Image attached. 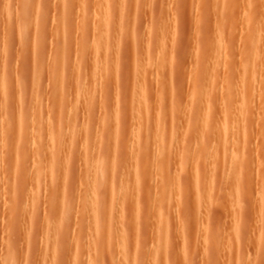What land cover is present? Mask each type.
I'll list each match as a JSON object with an SVG mask.
<instances>
[{
  "label": "rangeland",
  "instance_id": "374dc122",
  "mask_svg": "<svg viewBox=\"0 0 264 264\" xmlns=\"http://www.w3.org/2000/svg\"><path fill=\"white\" fill-rule=\"evenodd\" d=\"M27 1L0 0V264H264V0ZM94 9L100 16L91 15ZM64 15L63 36L58 22ZM104 23L108 29L101 30ZM98 30L117 54L91 53ZM248 62L256 74L249 72L256 88L247 94L256 116L246 121L247 145L233 149L236 156L221 150L222 159L232 156L236 163L221 170V158L215 159L213 174H204L201 163L224 139L212 132L210 118L230 103L226 90L235 87L227 86L240 83ZM155 117H162L158 129ZM100 162L106 182L98 177ZM124 175L129 201L119 217L111 204ZM105 200L117 209L104 205L105 213L98 206L104 223L96 228L91 210ZM152 210L169 218L163 230ZM119 220L126 225L119 237L128 244H121L124 250L100 236L103 230L113 235ZM101 224L108 229L99 233ZM159 235L171 238V247L157 246Z\"/></svg>",
  "mask_w": 264,
  "mask_h": 264
},
{
  "label": "bare ground",
  "instance_id": "6f19581e",
  "mask_svg": "<svg viewBox=\"0 0 264 264\" xmlns=\"http://www.w3.org/2000/svg\"><path fill=\"white\" fill-rule=\"evenodd\" d=\"M25 1V3H26V1L27 0H24ZM28 1H30V0H28ZM27 1V2H28ZM69 1V0H68ZM93 1V0H92ZM226 1V0H225ZM72 1H70V3H71ZM78 2V1H77ZM237 2V1H236ZM240 2V1H239ZM65 3V2H64ZM68 3V2H67ZM67 3H65V5H68ZM70 3H69V5H70ZM238 3V2H237ZM73 4V3H72ZM96 4V3H95ZM228 4H230V5H228ZM228 4H227V8L229 7V10L231 9V3L230 2H228ZM69 5H68V7H67V11H68V9L70 8L69 7ZM78 5V4H77ZM107 5V4H106ZM109 6V5H108ZM63 7V6H62ZM66 7L64 6V11H66ZM77 7V6H76ZM111 7H112V5H111ZM225 7H226V5H225ZM236 7H238V6H236ZM110 8V7H109ZM221 8V7H220ZM79 9V8H78ZM77 9V10H78ZM237 9V8H236ZM99 10H100V8H99ZM70 11V10H69ZM68 11V12H69ZM97 9L95 10H93V13L91 14V15H93V17H96V16H100L99 14L97 15ZM61 12V11H60ZM103 12V11H102ZM264 12V11H263ZM64 14V13H63ZM66 14H68L67 12H66ZM264 14V13H263ZM262 14V15H263ZM89 15H90V13H89ZM66 17H68L67 15H66ZM65 15L64 16H62V19L60 20V22H58V23H60V27H59V30H58V32H61L62 34H63V36H64V34H65V32H66V23L67 22H65ZM92 17V18H93ZM9 18V17H8ZM57 18V17H56ZM76 19V18H75ZM95 19V18H94ZM93 19V20H94ZM253 19H254V17H253ZM263 19H264V17H263ZM67 20V19H66ZM102 20V19H101ZM100 20V21H101ZM252 20V19H251ZM8 21V20H7ZM79 21V20H78ZM94 21H96V20H94ZM249 21H250V19H249ZM264 21V20H263ZM262 21V22H263ZM92 22V21H91ZM102 22H104L103 20H102ZM259 22H257V24H258ZM264 23V22H263ZM117 24V23H116ZM249 24V23H248ZM252 24L253 25H255L256 24V22H255V20H253L252 21ZM260 24V23H259ZM259 24L257 25V26H259ZM59 25V24H58ZM111 25V24H110ZM40 26V25H39ZM75 26H76V24H75ZM99 27H100V25H98ZM252 26V25H251ZM53 27V26H52ZM91 27V26H90ZM108 27V25H107V23H104V24H101V30H105V29H108L107 28ZM38 28V27H37ZM41 28V27H40ZM99 28V29H100ZM253 28V27H252ZM260 28H262V24H260V26H259V29ZM22 29V28H21ZM117 29V28H116ZM250 29H251V27H250ZM257 29V28H256ZM37 31H38V29H36ZM258 30V29H257ZM261 30V29H260ZM36 31V32H37ZM39 31H41V30H39ZM99 31V35L97 36L98 37V40H100L99 42H97V43H95V47H93V49L91 50V53H93V55H96V57H101V56H103V57H106V56H108L109 57V55H114V51L116 50H113V47L112 46H110V43L108 44V41H107V39H108V37H107V35L104 33H101L100 32V30H98ZM76 32V31H75ZM103 32V31H102ZM130 32V31H129ZM261 32V31H260ZM263 32V31H262ZM40 33V32H39ZM38 32L36 33V37H37V34H39ZM95 33V32H94ZM126 33V32H125ZM253 34H254V32H252ZM21 33H19L18 35H20ZM220 34V33H219ZM252 34V35H253ZM17 35V34H16ZM128 35V34H127ZM109 36V35H108ZM111 36V35H110ZM109 36V38H111ZM125 36H126V34H125ZM129 36V35H128ZM219 36H221V34L219 35ZM255 36V35H254ZM254 36H252V37H250L251 38V45H253V47L255 46L253 43L255 42V37ZM52 37V36H51ZM258 37H260V39H261V36H258ZM18 38V37H17ZM21 38V37H20ZM64 38V37H63ZM94 41H95V38H92ZM112 39V38H111ZM220 39H221V37H220ZM223 39V38H222ZM220 40L221 42L223 41V40ZM258 39V41L260 40L259 38H257ZM14 40V39H13ZM115 40V39H114ZM219 40V39H218ZM19 41V40H18ZM55 41V40H54ZM65 40H63V42H64ZM103 41H104V43H103ZM111 41H113V40H111ZM22 42V41H21ZM62 42V43H63ZM90 42H91V40H90ZM96 42V41H95ZM220 42V43H221ZM19 43H20V41H19ZM65 43V42H64ZM63 43V44H64ZM114 43V45H115V41L113 42ZM113 43H111V45H113ZM62 44V45H63ZM68 44V43H67ZM157 44V43H156ZM218 44V43H217ZM222 44V43H221ZM221 44H220V46H221ZM64 46H65V44H64ZM90 46V45H89ZM92 46V45H91ZM110 46V47H109ZM161 46V45H160ZM220 46H218L217 47V50L220 48ZM223 46V45H222ZM221 46V47H222ZM63 47V46H62ZM111 47H112V51L110 52H108V50H111ZM115 47V46H114ZM159 47V46H158ZM163 47V46H162ZM165 47V46H164ZM211 47V46H210ZM213 48H215V46L213 45L212 46ZM227 46H224V48H225V51L224 52H226V48ZM116 48V47H115ZM223 48V47H222ZM223 48V49H224ZM64 49V48H63ZM62 49V50H63ZM212 49V48H211ZM118 50V49H117ZM117 50L115 51L116 52V54H117ZM157 50V49H156ZM155 50V51H156ZM212 50H210L209 52H211ZM214 51H216V50H213V52ZM219 51V50H218ZM228 51V50H227ZM251 51L252 52H254L252 49H251ZM256 53H255V57H256V54L257 55H259L258 53H257V51H255ZM35 53H36V51H35ZM113 53V54H112ZM216 53V52H215ZM39 54V53H38ZM64 54V53H63ZM210 54H212V52L210 53ZM220 54V53H219ZM225 54V53H224ZM169 55V54H168ZM254 55V54H253ZM263 55V54H262ZM35 56V55H34ZM197 56H198V54H197ZM218 56V55H217ZM36 57V56H35ZM94 57V56H93ZM166 57H168V56H166ZM199 57V56H198ZM258 57V56H257ZM38 58V57H37ZM160 58V57H159ZM157 59V60H160V59ZM36 59V58H35ZM150 59V58H149ZM249 59V58H248ZM255 59V58H254ZM257 59V58H256ZM260 59V58H259ZM140 60V59H139ZM73 61V60H72ZM93 61V60H92ZM113 62V61H112ZM157 62H159V61H157ZM229 62V61H228ZM257 62H258V60H257ZM140 64V63H139ZM158 64V63H157ZM261 64V63H260ZM138 65V64H137ZM230 65H231V63H230ZM248 65H250V62H248V64H244L243 65V71H242V73H243V76H242V80L240 81V83L238 84V82H239V80L237 81V84L235 85V86H232L233 84L231 83V82H229V86H227V88H232L233 89V87H235L234 88V92H231L232 90H226V91H228L227 92V94L228 95H230L231 96V99H230V103L228 104V105H221V107L219 108V111H218V115H216L215 114V116L214 117H212V118H210V122H211V130H212V132L214 131V129L216 130H218V133L220 134V135H222L223 136V142H222V145L221 144H215V143H217V141H215V143H214V145H212V148H211V155L209 156V153H207L208 154V157H209V160H208V158L206 159L205 158V160H203V162L201 163V170L200 169H198V168H195V173L196 174H199V170H200V172L202 171L204 174H207V175H211V174H209L210 173V171H211V173H212V168H213V166H215L214 164V160L216 159V160H219L220 161V155H221V153H220V155H219V152L221 151V150H223V153H224V156L226 155H228L229 153H228V151H233V149H236L237 150V148L238 147H242V146H244L245 144H246V140H245V138L247 137V135H246V132H247V124H246V121L249 123V121L248 120H254V117L256 116V114H254V107L252 108V105L250 106V99H249V94H252L253 95V93H251V91L250 90H252V91H254V89L256 88L254 85H255V83H254V81L256 82V80L254 79V77L255 76H253V78L251 77L252 75H256L255 73H254V71H253V73H252V71L251 70H253V69H251L250 70V68H248ZM143 66H145V65H143ZM137 67V66H136ZM99 68V67H98ZM228 68H229V66H228ZM241 68V69H242ZM140 69V68H139ZM226 69V68H225ZM240 70V69H239ZM250 70V71H249ZM137 71V70H136ZM144 71V70H143ZM252 74V75H250V73ZM260 73H262V72H260ZM136 74H138L137 76L138 77H143L142 75L143 74H140V73H136ZM112 75V74H111ZM114 75V74H113ZM129 75V74H128ZM115 76V75H114ZM240 76H241V73H240ZM253 79V81H252V79H251V81H249V79H250V77ZM112 77V76H111ZM138 77H136L137 78V80H138V85H140L141 83H143V82H141V80H139V78ZM114 78V77H113ZM211 79V78H210ZM239 79V78H238ZM136 80V81H137ZM209 80V79H208ZM231 80H232V78H231ZM230 80V81H231ZM215 81V80H214ZM258 81V80H257ZM207 83L209 84V81H207ZM213 83V82H212ZM226 83V82H225ZM2 85H3V82L1 83ZM0 84V85H1ZM211 84V83H210ZM5 85V84H4ZM3 85V86H4ZM145 85V84H144ZM141 86V85H140ZM214 86H216V85H214ZM231 86V87H230ZM256 86H257V84H256ZM1 88H3V87H1ZM204 88V87H203ZM261 88V87H260ZM142 89V88H141ZM199 89V88H198ZM2 90H4V89H2ZM163 91V90H162ZM5 92V91H4ZM197 92L199 93V91H196L194 94H197ZM230 92V93H229ZM249 92V93H248ZM264 92V91H263ZM58 93V92H57ZM159 93V92H158ZM204 93V92H203ZM141 94H142V92H141ZM145 94H146V92H145ZM163 94V93H162ZM201 94H202V92L200 93V95L199 94H197V97L199 96V97H201ZM227 94H225V96H227ZM248 94V95H247ZM160 95V94H159ZM55 96H56V94H55ZM63 96V95H62ZM83 96V95H82ZM211 96V95H210ZM229 96V97H230ZM251 96V95H250ZM145 97V96H144ZM229 97H226V98H229ZM226 98L224 99V100H226ZM145 99V98H144ZM254 99V98H253ZM56 101H57V99H56ZM56 101H54V102H56ZM145 101V100H144ZM211 101V100H210ZM223 101V100H222ZM140 102V101H139ZM263 102H264V100H263ZM57 103V102H56ZM141 103V102H140ZM225 103H227V101L225 102ZM210 104H211V102H210ZM223 104V103H222ZM264 104V103H263ZM140 105V104H139ZM142 105V104H141ZM144 105V104H143ZM205 105V104H204ZM138 106V105H137ZM140 107V106H139ZM207 107H209V106H207ZM142 109H143V107H141ZM144 108H146L145 107V105H144ZM211 108V107H210ZM260 108V107H259ZM264 108V107H263ZM39 109V108H38ZM205 109H208V108H206L205 107ZM139 110V109H138ZM256 110V109H255ZM38 111V110H37ZM71 111V110H70ZM147 111V110H146ZM168 111V110H167ZM264 111V110H263ZM156 112V111H155ZM158 112V111H157ZM166 112V111H165ZM164 112V113H165ZM260 112V111H259ZM139 113H140V111H139ZM143 113H144V110H143ZM208 113V112H207ZM215 113H216V111H215ZM34 114V113H33ZM158 114V113H157ZM156 114V115H157ZM159 114H160V112H159ZM166 114V113H165ZM209 114V113H208ZM146 115V114H145ZM155 115V114H154ZM161 115V114H160ZM160 115H157V116H160ZM255 115V116H254ZM142 116H143V114H142ZM209 116V115H208ZM208 116H207V118H208ZM237 116H240V118H239V120H241L240 122H239V120L237 121L235 118H237ZM165 117H166V115H165ZM47 118V117H46ZM144 118V117H143ZM146 118V117H145ZM161 119H162V117H160ZM160 118H158L160 121H161V119ZM259 118V117H258ZM155 119H156V117H155ZM157 120V119H156ZM155 120V121H156ZM160 121H158L157 120V123H158V126H157V128H155V129H158V127H160L159 125H161V124H159V122ZM207 121H208V119H207ZM140 122V121H139ZM162 122V121H161ZM209 122V121H208ZM253 122V121H252ZM61 123V122H60ZM156 123V122H155ZM157 123H156V125H157ZM207 123V122H206ZM202 124V123H201ZM19 125V124H18ZM31 125V124H30ZM62 125V124H61ZM155 125V126H156ZM207 125V124H206ZM250 125V124H249ZM162 126V125H161ZM208 126V125H207ZM263 126V125H262ZM109 127V126H108ZM1 128V127H0ZM19 128H21L20 126H19ZM23 128V127H22ZM204 128V127H203ZM261 128V127H260ZM15 129V128H14ZM163 129V128H162ZM9 130V129H8ZM151 130H153V133L155 134V132H154V128L153 129H151ZM165 130H166V128H165ZM164 130V131H165ZM169 130V129H168ZM180 130V129H179ZM209 130V129H208ZM207 130V131H208ZM2 131V130H1ZM1 131H0V134H1ZM29 131V130H28ZM158 132L159 131H161V129L160 130H157ZM14 132V131H13ZM152 132V131H151ZM158 132H157V134H158ZM263 132H264V130H263ZM17 133V132H16ZM28 133V132H27ZM45 133V132H44ZM159 133H161V132H159ZM165 133H168V132H166L165 131ZM165 133H163V134H165ZM208 133V132H207ZM117 134V133H116ZM20 135V134H19ZM22 135V134H21ZM45 135V134H44ZM220 135H218V136H220ZM1 136V135H0ZM159 136V134L157 135V137ZM3 137V136H2ZM21 137V136H20ZM165 137V136H164ZM14 138V137H13ZM16 138V137H15ZM15 138L13 139V140H15ZM23 138V137H22ZM159 138V137H158ZM220 138H221V136H220ZM10 139V138H9ZM21 139V138H20ZM163 140L165 139V138H162ZM214 139H216L217 140V137L216 138H214ZM32 140V139H31ZM219 140V139H218ZM251 140V139H250ZM4 141V140H3ZM16 141V140H15ZM147 143L149 144V140L147 139ZM156 141V140H155ZM158 141V143H159V140H157ZM162 141V140H161ZM13 142V141H12ZM46 142V141H45ZM153 142V141H152ZM163 142V141H162ZM204 142V141H203ZM3 143V142H2ZM108 144V143H107ZM150 144H152L151 143V141H150ZM160 144H161V142H160ZM21 145V144H20ZM165 145L167 146V144H163L162 146H163V148L165 147ZM221 145V146H220ZM247 145V144H246ZM245 145V146H246ZM4 146V145H3ZM16 147V146H15ZM112 147V146H111ZM172 147V146H171ZM168 148L169 149V151L172 149V148ZM206 147V146H205ZM12 148V147H11ZM156 148H157V146H156ZM159 148H161V146L159 145ZM6 149V148H5ZM245 149H247L246 147H245ZM12 150V149H11ZM16 150V149H15ZM19 150V149H18ZM165 150V149H164ZM167 150V149H166ZM173 150V149H172ZM147 151V150H146ZM222 152V151H221ZM236 151L234 150L233 152H231L233 155L232 156H236L234 153H235ZM22 153V152H21ZM44 153V152H43ZM42 153V154H43ZM160 153V152H159ZM161 153H162V151H161ZM230 153V154H231ZM17 154V153H16ZM139 154V153H138ZM141 154H143V153H141ZM140 154V155H141ZM147 154V153H146ZM167 154V153H166ZM30 155V154H29ZM140 155H138L140 158H142L143 159V156L144 155H142V156H140ZM161 155V154H160ZM206 155V154H205ZM5 156H7V155H5ZM13 156V155H12ZM15 156V155H14ZM71 156V155H70ZM99 156V155H98ZM101 156V155H100ZM223 156V157H224ZM225 156V157H226ZM231 156V158H229V160H227V158H224V159H222L221 158V161H220V165L218 166H216V167H219V168H223V169H221V170H224L226 167H228V164H230L229 166H231V164H233V162L234 163H236L235 161V158H234V160L235 161H233L232 160V157ZM165 157V156H164ZM211 157V158H210ZM229 157H230V155H229ZM1 158V157H0ZM8 158V157H7ZM146 158V157H145ZM237 158V157H236ZM3 159V158H2ZM139 159V158H138ZM141 159V161H143ZM166 159V158H165ZM226 159V160H225ZM231 159V160H230ZM238 159V158H237ZM17 160V159H16ZM16 160H15V162H16ZM103 160V159H102ZM240 160V159H239ZM244 160V159H243ZM246 160V159H245ZM12 161V160H11ZM22 161V160H21ZM100 161V160H99ZM135 161V159L132 161V162H134ZM139 160H137V162H138ZM145 161V160H144ZM143 161V162H144ZM241 161V160H240ZM240 161H238V162H240ZM46 162V161H45ZM145 162H147V160L145 161ZM144 162V163H145ZM184 162V161H183ZM1 163V162H0ZM12 163V162H11ZM17 163V162H16ZM60 163V162H59ZM96 163V162H95ZM101 163V162H100ZM105 163V162H104ZM139 163H140V161H139ZM182 163V162H181ZM133 164V163H132ZM147 164V163H146ZM157 164V163H156ZM239 164V163H238ZM4 165V164H3ZM12 165V164H11ZM17 165V164H16ZM23 165V164H22ZM99 165V164H98ZM134 165V164H133ZM145 165V164H144ZM100 167L98 168V166H97V168L100 170H103V167H104V164H100L99 165ZM147 166V165H146ZM159 166V165H158ZM221 166V167H220ZM236 166V165H235ZM245 166V165H244ZM247 166V165H246ZM24 167V166H23ZM95 167L96 166H94V169H95ZM129 167V166H128ZM145 167V166H144ZM14 168V167H13ZM105 168V167H104ZM194 168V167H193ZM219 168H216V169H219ZM229 168V167H228ZM232 168H233V166H232ZM237 168V167H236ZM241 168H243L242 166H241ZM11 169V168H10ZM47 169V168H46ZM234 169H235V167H234ZM247 169V168H246ZM100 170V171H101ZM126 170V169H125ZM124 170V171H125ZM243 170V169H242ZM98 172L99 174H101V172H102V177H101V175H97L99 178H102L101 180H102V182H103V180H104V182H106L107 180H106V172L105 173H103L104 171H101V172ZM192 171V170H191ZM190 171V172H191ZM216 171H218V170H216ZM227 171V170H226ZM96 172V171H95ZM94 172V173H95ZM220 172V171H219ZM238 172H239V170H238ZM241 172V171H240ZM54 173V172H53ZM202 173V174H203ZM22 174V173H21ZM91 174H93V173H91ZM90 174V175H91ZM97 174V173H96ZM190 174V173H189ZM192 174H194V173H192ZM213 174V173H212ZM201 175V174H200ZM216 175V174H215ZM214 175V176H215ZM229 175V174H228ZM89 176V175H88ZM97 176H95V177H97ZM191 176V175H190ZM196 176V175H195ZM205 176V175H204ZM219 176V175H218ZM217 176V177H218ZM221 176V175H220ZM164 177V176H163ZM91 178V177H90ZM89 178V179H90ZM93 178H94V176H93ZM99 178H97V180L95 179V183L96 182H98V181H100L99 180ZM103 178H105V179H103ZM125 178H126V176L124 175L123 176V182H122V184L121 185H123V187L122 188H120L119 189V191L117 192V194H116V196L114 195V200L112 199V198H109V201H111L110 202V204L112 203V200H113V203L111 204V205H115L114 203L116 202V206H118L117 208H118V210H119V217L121 216L120 214H122L123 212H124V210H125V208H126V206H128L127 204H128V201H126V197H128V195H126V193L128 194L129 193V190H128V185L129 184H125ZM208 178H210V176H208ZM207 178V176H206V179H208ZM211 178H212V176H211ZM221 178V177H220ZM176 179V178H175ZM206 179H204V180H206ZM93 180V179H92ZM92 180L90 181V183H89V185L91 184V182H92ZM127 180V179H126ZM172 180V179H171ZM221 180V179H220ZM229 180V179H228ZM25 181V180H24ZM128 181V180H127ZM167 183H168V181L167 180H165ZM225 181V180H224ZM139 182V181H138ZM234 182V181H233ZM94 182H92V184L90 185V187L93 185V184H95ZM100 182H98V183H96V184H99ZM108 183V182H107ZM173 183V182H172ZM206 183V182H205ZM229 183H230V181H229ZM235 183V182H234ZM234 183H232L233 184V186H232V184H230V186H232L231 188L233 189V188H235V186H234ZM237 183L238 182H236V184L235 185H237ZM244 183V182H243ZM104 185L106 184V183H103ZM164 184V183H163ZM174 184V183H173ZM242 184V183H241ZM241 184H239V185H241ZM89 185H87V187L89 186ZM168 185V184H167ZM166 185V186H167ZM176 185V184H175ZM226 185V184H225ZM229 185V184H228ZM100 188L101 187V189L104 187V186H102V183H101V185H100V187H99V185H95V191L97 192L99 189L97 188ZM135 186V185H134ZM165 186V185H164ZM227 186V185H226ZM229 186V187H230ZM90 187H88L89 188V191H90V193H91V190H90ZM135 187H137V186H135ZM139 187V186H138ZM176 187V186H175ZM229 187H226V190L228 191V193L226 192V190L224 191V192H226V194L228 195L230 192H233L235 189H233V191H232V189H229ZM239 187H241V186H239ZM96 189H98V190H96ZM150 189V188H149ZM237 189H238V191L240 190V188H238L237 187ZM87 190V189H86ZM128 190V191H127ZM139 190V189H138ZM163 190V191H162ZM231 190V191H230ZM88 191V192H89ZM94 191V192H95ZM100 191V190H99ZM125 191V192H124ZM161 191H162V194L164 193V191H165V189H163V187L161 188ZM168 190H166V192H167ZM175 191V190H174ZM223 191V190H222ZM101 192V191H100ZM100 192H98V193H100ZM165 192V194H167ZM177 192V191H176ZM205 192V191H204ZM206 193V192H205ZM218 193V192H217ZM222 193V192H221ZM236 193V192H235ZM87 194V193H86ZM95 194V193H94ZM169 194V193H168ZM207 194V193H206ZM214 194V193H213ZM226 194L224 193V197H226ZM230 194H232V193H230ZM229 194V195H230ZM100 195V194H99ZM170 195V194H169ZM228 195V196H229ZM250 195V194H249ZM104 196V195H103ZM126 196V197H125ZM130 196V195H129ZM166 196L167 195H165V198H166ZM214 197V196H213ZM168 198V197H167ZM234 198H236V197H234ZM88 199V198H87ZM98 199V198H97ZM101 198H99L98 200H100ZM107 199V198H106ZM110 199H112V200H110ZM88 200H90L89 202H91V199L89 198ZM88 200H87V202H88ZM93 200H95V199H93ZM165 200V199H164ZM163 200V201H164ZM206 200V199H205ZM85 201H86V198H85ZM96 201V200H95ZM95 201L93 202V203H95ZM109 201H106L105 200V202H103V204L102 205H99L100 204V202L98 201V204H97V202L95 203V205H97V208H95V209H92V205L90 206V204L92 203H90L89 205L88 204H86V203H84L83 205L84 206H86L87 205V207L88 208H91L92 210H91V212L89 211V212H87L88 211V208L87 209H85V207H84V209L83 210H86V213H91V215H95L94 217H95V220H92V221H90L91 223H93V221H94V224H92V225H95V227L96 228H99V222H100V218L98 217V213H99V208H98V206L100 207V206H102V207H104V205L105 206H109V207H107V208H112V206H110V205H108L109 203ZM115 201V202H114ZM203 201V200H202ZM232 201V200H231ZM107 202V203H106ZM126 202H127V204H126ZM86 204V205H85ZM95 207V206H94ZM115 207V206H114ZM105 208V207H104ZM116 208V209H117ZM102 209V208H101ZM112 209H115V208H112ZM116 209H115V211H116ZM132 209V208H131ZM137 208H135L134 210L132 209V211H133V213H134V211H136L135 212V214L137 213V211L138 210H136ZM108 210V209H107ZM107 210H106V208L105 209H103V211L105 212V213H107ZM111 210V209H110ZM117 210V211H118ZM115 211H110V212H112V214L113 213H115ZM131 211V212H132ZM150 211H151V209H150ZM150 211H149V214H150ZM152 211H155V210H152ZM160 211V210H159ZM158 211V212H159ZM161 212H163V214H165V212L164 211H162L161 210ZM133 213H131L132 215H133ZM88 214V215H89ZM112 214H111V216H112ZM134 214V215H135ZM152 214V213H151ZM157 214V215H156ZM162 213H156V211L154 212V214H152L150 217H152V216H154V219L153 220H155V224L156 223H159L160 224V226L162 225V230L164 229V227L169 223V218L168 217H166L167 219H168V221H167V219L165 218V216L162 214ZM175 214V213H174ZM84 215V214H83ZM96 215H97V217H96ZM105 215H107V214H105ZM109 215V214H108ZM116 215H117V212H116ZM137 215V214H136ZM171 215V214H170ZM169 215V216H170ZM243 215V214H242ZM123 216V215H122ZM175 216V215H174ZM252 216V215H251ZM93 217V218H94ZM113 217V216H112ZM173 216H171V218H172ZM65 218V217H64ZM136 218V217H135ZM180 218V217H179ZM110 219V218H109ZM118 219H121V218H117V220ZM90 220V219H89ZM120 221V220H119ZM123 221V220H122ZM112 222H115V224H116V220H114V221H112ZM118 222V221H117ZM135 221H133V223H134ZM150 222V221H149ZM148 222V223H149ZM165 222H168L167 224L165 223ZM171 222V221H170ZM91 223H88L89 225H91ZM100 223H104V222H100ZM163 223H165L166 225L163 227ZM48 224V223H47ZM136 224V223H135ZM151 224V223H150ZM154 224V225H155ZM125 225V223L123 224V222H121L120 221V223H118V225H111V227L113 226V228H116L117 226H119V229H117V230H120V229H122V231L125 233V232H127V231H124L123 229H124V227L126 228V225ZM128 228L130 227L131 229L134 227L133 225H132V222H128ZM131 225L133 226V227H131ZM158 225V224H157ZM247 225V224H246ZM151 226V225H150ZM101 229L98 231L99 233H100V231L102 232V229L104 228V229H106L107 228V226L105 227H103L102 228V224H101ZM110 227V226H109ZM122 227V228H121ZM157 227H159V226H157ZM90 228V227H89ZM95 228V229H96ZM87 229V228H86ZM92 229V228H91ZM94 229V230H95ZM108 229V228H107ZM111 229V228H110ZM159 229H161V228H159ZM114 230V229H113ZM112 230V231H113ZM117 230H114L113 232H114V234H119V235H117L118 236V238L119 237H121V235H123V233L122 234H120L121 233V230L118 232V233H115V231H117ZM91 230H89V232H90ZM96 231V230H95ZM104 231L105 230H103V236L102 235H100L101 237H103L104 239L103 240H105V239H111V241H109V242H111L110 244H115L116 242L118 243H116V245H120V248L122 249L123 247H122V243L123 242H125V241H122L123 239H121V238H123L124 237V235H123V237H121V238H119V240H118V238L116 237V235H114L115 237H113V235H112V233L110 232V230H108V237L105 235V233H104ZM155 231V230H154ZM160 231V230H159ZM87 232V231H86ZM158 232V231H157ZM107 233V232H106ZM164 234H165V232H163ZM93 234L95 235V233L93 232ZM127 234V233H126ZM111 235V236H110ZM99 236V235H98ZM99 236V237H100ZM109 236H110V238H109ZM160 236V235H159ZM95 237H97V236H95ZM177 237V236H176ZM112 238L115 240L116 238V240H118V241H114L113 242V240H112ZM97 239V238H96ZM95 238H94V240L95 241H97ZM126 239V238H125ZM124 239V240H125ZM171 239V238H170ZM170 239H169V237L168 236H160V237H158V240L157 239H155V240H157V243H158V245H157V243H156V245L157 246H162V248H163V246H164V248L166 247V246H168L169 244H170V242L172 241H170ZM101 240H102V238H101ZM107 240V241H108ZM175 240V239H174ZM173 240V241H174ZM182 240V239H181ZM184 240V239H183ZM122 241V242H121ZM87 242V241H86ZM104 242H106V240L104 241ZM108 242V243H109ZM149 242V241H148ZM155 242V241H154ZM47 243V242H46ZM95 243V242H94ZM102 242H100V240H99V245L101 244ZM127 242H125V244L123 243V245L125 246V245H128V244H126ZM172 244V243H171ZM86 245V244H85ZM174 245L175 244H173V247H174ZM100 246H102V244L100 245ZM170 246V245H169ZM114 247H116L115 245H114ZM119 247V246H118ZM131 247V246H130ZM132 247H133V245H132ZM132 247L130 248V249H132ZM146 247V246H145ZM171 247V246H170ZM120 248H116V249H119V250H121ZM127 248H128V246H127ZM161 248V247H160ZM159 248V249H160ZM163 248V249H164ZM99 249V248H98ZM123 250H124V248H123ZM128 250V249H127ZM145 250V249H144ZM131 251V250H130ZM132 251H133V249H132ZM90 252V251H89ZM98 252V251H97ZM125 252H127V251H125ZM168 252V251H167ZM117 254H120L119 256L121 257V254H122V252L120 253V252H118ZM116 254V255H117ZM127 254V253H126ZM125 254V255H126ZM136 254V253H135ZM135 254H134V256H135ZM151 254V253H150ZM123 255V260L126 258H124V254H122ZM87 256V255H86ZM119 256H116V258L118 257V259L117 260H119ZM139 256V255H138ZM137 256V257H138ZM152 257H153V255H151ZM158 256V255H157ZM98 257V256H97ZM113 257H115V255H113L112 256V259H113ZM136 257V256H135ZM151 257V258H152ZM116 258H115V260H116ZM163 258V257H162ZM91 259V258H90ZM137 259V258H136ZM155 259V258H154ZM12 260V259H11ZM10 260V261H11ZM122 260V261H123ZM126 260V259H125ZM133 260V259H132ZM138 260V259H137ZM152 260V259H151ZM93 261V260H92ZM101 261V260H100ZM112 261V260H111ZM135 261V260H134ZM147 261V260H146ZM160 261V260H159ZM90 262H91V260H90ZM89 262V263H90ZM113 263H114V259H113V261H112ZM116 262V261H115ZM118 262V261H117ZM71 263V262H70ZM93 263H94V261H93ZM98 263V262H97ZM96 263V264H97ZM132 263V262H131ZM12 264V263H11ZM18 264V263H17ZM68 264V263H67ZM123 264H124V262H123ZM128 264V263H127ZM159 264H161V263H159Z\"/></svg>",
  "mask_w": 264,
  "mask_h": 264
}]
</instances>
